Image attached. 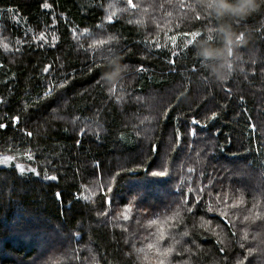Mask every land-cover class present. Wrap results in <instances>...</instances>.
<instances>
[{
    "label": "trees",
    "instance_id": "1",
    "mask_svg": "<svg viewBox=\"0 0 264 264\" xmlns=\"http://www.w3.org/2000/svg\"><path fill=\"white\" fill-rule=\"evenodd\" d=\"M0 123V264H264V2L0 0Z\"/></svg>",
    "mask_w": 264,
    "mask_h": 264
},
{
    "label": "rangeland",
    "instance_id": "2",
    "mask_svg": "<svg viewBox=\"0 0 264 264\" xmlns=\"http://www.w3.org/2000/svg\"><path fill=\"white\" fill-rule=\"evenodd\" d=\"M17 165L23 168L24 172L35 171V168L33 166L26 164L25 162H22L21 160H19V158L16 155L0 152V167L7 168V167L15 166V168H17L16 167ZM238 168L247 170L246 167H238ZM198 173L199 171L197 170L195 177L198 175ZM103 188L104 187L102 186L101 189ZM248 189L251 190L253 195L251 199L250 197H245V194L242 193V188L239 189L238 196L240 198L239 201H241L242 205L239 209L236 210L238 214L237 217L238 225L242 228L243 234L246 235V237H249L250 234L253 233L252 237L254 239V242L258 246L261 255L264 257V181H262L260 178L251 179L248 185ZM119 213L121 218L125 219V217H127L126 220L128 221L129 224H134L136 221H138L137 220L138 218H136L134 212L130 210H121L119 211ZM248 216L253 218V226H255V228H248V226L246 225L245 222ZM149 223H152L154 226H158V223H155L153 220H151L148 217L144 221V224L147 227ZM146 237L148 238V234L146 235ZM148 239L149 242L146 241L147 247H152L156 244V240L153 237H150ZM254 251L257 252L255 248ZM42 252L40 254H42ZM248 254L251 256L255 255L250 248L248 249ZM143 255L144 257L142 258L143 259L142 261H144L147 264H150L155 260H158L163 263L166 262L177 263L180 262L179 260L181 259V257L177 258L179 257L178 253L173 252V250H162L158 258L153 257L152 255H147V253H144ZM33 264H38V262H34Z\"/></svg>",
    "mask_w": 264,
    "mask_h": 264
},
{
    "label": "clouds",
    "instance_id": "3",
    "mask_svg": "<svg viewBox=\"0 0 264 264\" xmlns=\"http://www.w3.org/2000/svg\"><path fill=\"white\" fill-rule=\"evenodd\" d=\"M261 2L264 0H220V5L228 11L234 10L243 17L256 11Z\"/></svg>",
    "mask_w": 264,
    "mask_h": 264
},
{
    "label": "snow or ice",
    "instance_id": "4",
    "mask_svg": "<svg viewBox=\"0 0 264 264\" xmlns=\"http://www.w3.org/2000/svg\"><path fill=\"white\" fill-rule=\"evenodd\" d=\"M128 4L130 5V6H132V0H128ZM45 7H48V5L47 4H45L44 5ZM190 43H191V41H190ZM48 69L46 68L45 69V71H47ZM193 123H198L197 121H195V120H193ZM5 127V125L4 124H2V123H0V129H2V128H4ZM29 135H31V133H29ZM193 135H195V133H193ZM5 159H7V158H5ZM29 159H31V156H29ZM17 167V170L20 172V174L22 175L23 174V172H24V169L23 168H21L19 165H17L16 166ZM157 175H163L164 173H163V171H161V172H158V173H156ZM51 179H53V180H55L56 179V177H51ZM181 195H183V193H181ZM190 210V209H189ZM127 217H125V219H126Z\"/></svg>",
    "mask_w": 264,
    "mask_h": 264
}]
</instances>
